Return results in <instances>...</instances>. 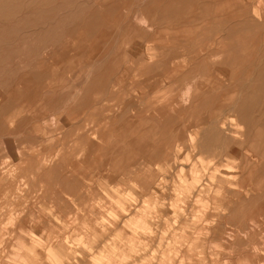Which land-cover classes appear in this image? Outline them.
Returning <instances> with one entry per match:
<instances>
[{"label":"rangeland","instance_id":"obj_1","mask_svg":"<svg viewBox=\"0 0 264 264\" xmlns=\"http://www.w3.org/2000/svg\"><path fill=\"white\" fill-rule=\"evenodd\" d=\"M251 1L0 0V176L10 177L15 186L20 182L21 189L30 188L32 192L59 190L63 198L74 185L83 187L89 197L85 206L89 217L94 218L95 226L101 231V222L112 217L106 214L101 219V206L110 210L112 198L114 194L119 197L120 190L134 200L151 186L163 184L168 197L163 203L170 204L172 187L180 186L196 193L199 187L193 179L196 171L203 175V170H213L210 182L200 177L203 180L200 185H211L217 192L211 200L207 199L204 207H213L209 211L232 207L225 218H213L217 236L233 237L235 231L237 236L248 238L255 232L261 238L257 252L264 255V0H255L254 4ZM190 43L194 44L192 50L197 49L193 54L197 57L196 64L192 55L177 51ZM167 58L174 63L163 69L158 62ZM151 67L155 70L149 73ZM162 73L167 78L161 77ZM173 76L179 79L172 83ZM166 79L168 83L164 82ZM142 81L152 82L154 89L161 84L156 91H148L140 86ZM98 101L101 104L96 115L77 117ZM167 109H173L174 114L167 111L165 116L153 115L154 110ZM212 122L222 123L220 126ZM223 126L231 135L229 138L237 143L225 153L219 152L226 147L223 141L216 143L219 147L213 143L217 137L228 135ZM205 127L208 131L223 132L215 138L211 131L206 133ZM38 130L44 131V140L39 138ZM162 159L171 165L166 173L158 167ZM33 163L38 173H43L39 180L34 175ZM105 172L112 182L109 186L102 183ZM36 180L38 183L34 185L32 181ZM3 197L0 194V256L6 261L11 258L6 250L9 237L2 233L15 228L18 213L16 208L5 207L7 198ZM119 198L124 203L128 201ZM41 200L42 204L35 199L27 205L34 211L35 222H41L56 208L51 202ZM174 203L175 209L182 210L180 219L199 220L195 215L202 206L177 200ZM72 211L63 219L77 222L79 218V223L85 219L82 207ZM142 215L135 213L132 218L144 220ZM152 220L157 222V229L163 226L162 221ZM156 228L155 233L160 235L162 228ZM193 228H187L186 233L195 232ZM40 235V241L44 242V232L40 231ZM74 237L71 241L76 257L84 264H92L87 254L93 241L86 236ZM214 243L216 255H205L209 264H215L220 257L217 264H242L235 248H224L220 239ZM157 244L153 242L154 248H158ZM95 249V256L101 257L100 245ZM159 253H155V261L163 259L165 264L167 256ZM137 258L135 264H144L138 263L140 255ZM210 259L214 260L210 262ZM130 260L128 263L132 264ZM152 260L157 264L153 257Z\"/></svg>","mask_w":264,"mask_h":264},{"label":"bare ground","instance_id":"obj_2","mask_svg":"<svg viewBox=\"0 0 264 264\" xmlns=\"http://www.w3.org/2000/svg\"><path fill=\"white\" fill-rule=\"evenodd\" d=\"M223 1V0H222ZM232 1V0H231ZM246 1V0H245ZM251 1V0H250ZM253 2V1H251ZM254 2H256L254 0ZM253 2V4H254ZM244 3V2H243ZM256 4V3H255ZM217 6V5H216ZM259 6V5H257ZM256 6V8H258ZM138 7V6H137ZM255 8V6H253ZM141 8V7H140ZM218 8V7H217ZM251 10V9H250ZM261 10V9H260ZM254 11V10H253ZM263 11V10H262ZM255 13L259 14V12L254 11ZM255 13H253L255 15ZM247 17V16H246ZM253 17V16H252ZM254 18V17H253ZM261 18V16H260ZM244 19V17L242 18ZM241 19V20H242ZM256 19V18H254ZM239 21V20H238ZM237 21V22H238ZM146 23V22H145ZM246 24V23H244ZM215 25V24H214ZM213 26V25H212ZM257 27V25H254ZM253 26V27H254ZM260 26V24H259ZM218 27V26H217ZM250 27V26H249ZM241 28V27H240ZM152 29V28H151ZM247 29V28H245ZM236 30V29H235ZM140 31V30H139ZM247 32L249 30H246ZM244 33H247V32ZM220 32V31H219ZM237 32V31H236ZM235 32V33H236ZM239 32V31H238ZM232 33V31H231ZM242 33V32H241ZM218 34V33H216ZM257 34V33H256ZM196 35V34H195ZM196 38V37H195ZM187 41V40H186ZM259 41V40H258ZM257 41V43H258ZM233 43V42H232ZM235 43V42H234ZM259 45V44H258ZM194 46V44L190 43V45L185 46L183 49L180 48L177 51L180 52L182 51L184 54H188V55H192V59L194 60L193 64L197 63V57L194 54V52H196L197 49H193L192 47ZM201 46V45H200ZM197 47V46H196ZM262 47V46H261ZM151 49V48H150ZM203 49V48H202ZM202 52V51H201ZM262 52V51H261ZM179 54V53H177ZM203 55V54H202ZM231 56V55H230ZM177 58V57H176ZM168 59V58H167ZM176 60V59H175ZM153 63H157L154 62ZM153 63H151L152 67L155 66L153 65ZM158 63H160V67L166 68L168 67L170 64L174 63L172 61V59H168V60H163V61H159ZM157 63V65H158ZM156 65V66H157ZM144 66V64H143ZM155 66V68H156ZM195 65H193L194 68ZM148 67H150V65H148ZM149 73H151V69ZM159 67V68H160ZM174 67V65H173ZM148 69V68H147ZM153 70V69H152ZM155 70V69H154ZM153 70V71H154ZM186 71V70H185ZM192 71V70H191ZM176 72V71H175ZM174 72V73H175ZM178 72V71H177ZM181 73V71H180ZM187 74V72H184ZM156 74V73H155ZM166 74V73H165ZM173 74V73H172ZM178 74V73H177ZM176 74V75H177ZM185 74V75H186ZM160 75V74H159ZM164 76V74H161ZM174 75V74H173ZM179 75V74H178ZM172 76V75H171ZM170 76V77H171ZM180 76H183L182 74ZM165 77V76H164ZM167 78V77H165ZM164 78V79H165ZM114 79V78H113ZM147 79V78H145ZM144 79V80H145ZM150 79V78H149ZM148 79V80H149ZM153 79V78H152ZM170 81L171 79L168 78ZM177 79H179L178 76H173L172 77V83L175 82ZM159 80H162L159 79ZM158 80V81H159ZM168 80V81H169ZM147 81V80H146ZM151 81V80H150ZM167 81L164 80V82ZM169 81V83H170ZM180 81V80H179ZM157 84V81H155ZM152 82H149L146 84L145 81L142 83H140V86H144L143 88L147 89L148 91L151 90H155L156 88H158V86L160 87L159 83L158 86L156 87L155 85V89L154 87H152L154 84H149ZM163 83V81H162ZM168 83V82H165ZM165 83L164 86H165ZM239 83V82H238ZM248 84V83H247ZM114 85V84H113ZM217 85V84H216ZM215 85V86H216ZM244 85V84H243ZM242 85V87H243ZM85 86V85H84ZM117 86V84H116ZM218 86V85H217ZM222 87V86H221ZM114 88V86H113ZM118 88V87H117ZM116 88V89H117ZM175 88V87H174ZM190 88V87H189ZM188 88V89H189ZM241 88V87H240ZM104 89V88H103ZM121 89V88H120ZM263 89V88H262ZM113 90V89H112ZM122 90V89H121ZM120 90V91H121ZM160 90V89H159ZM211 89H209L210 91ZM223 90V88H222ZM220 90V93L221 91ZM156 91V90H155ZM172 91V90H171ZM204 91V90H203ZM212 92V91H211ZM216 92V90H215ZM240 92V91H239ZM242 92V91H241ZM262 92V91H261ZM106 93V92H104ZM115 93V92H114ZM205 93V92H204ZM219 93V94H220ZM76 94V93H75ZM78 94V93H77ZM103 94V93H102ZM116 94V93H115ZM114 94V95H115ZM189 94V93H188ZM207 94V93H206ZM209 94H207L206 96H208ZM213 95V94H212ZM74 96V95H73ZM113 96V95H112ZM77 97V96H76ZM103 97V95H102ZM106 97V96H105ZM108 97V96H107ZM201 97V96H200ZM239 97V96H238ZM109 98V97H108ZM114 98V97H113ZM129 98V97H127ZM126 98V99H127ZM132 98V97H131ZM205 98V97H203ZM209 98V102H210V96L207 97ZM206 98V99H207ZM241 98V97H240ZM67 99V98H66ZM187 99V98H186ZM202 99V97H201ZM97 100V99H96ZM129 100V99H128ZM126 100L128 103L130 101ZM131 100V99H130ZM134 100V99H133ZM142 100V99H141ZM199 100V99H198ZM239 100V99H238ZM237 100V101H238ZM241 100V99H240ZM264 100V99H263ZM73 101V99H72ZM71 101V102H72ZM107 101V100H106ZM124 101V100H123ZM125 101V102H126ZM190 101V99H189ZM208 101V100H207ZM235 101V102H237ZM70 102V101H69ZM70 102V103H71ZM95 102V101H94ZM126 102V103H127ZM198 101H196L197 103ZM215 102V101H214ZM213 102V103H214ZM233 102V103H235ZM121 103V102H120ZM143 103V102H142ZM141 103V104H142ZM205 103V101H204ZM239 103V102H238ZM263 103V102H262ZM75 104V103H73ZM101 104V101H98L94 107H88L86 108V111H82V113L80 115H78L77 117H80L82 115H87V116H92L93 114L96 115L95 111H99V105ZM133 104H135V102H133ZM137 104V103H136ZM151 104V103H150ZM149 105V104H148ZM189 105V104H188ZM215 106V104H213ZM223 105V104H222ZM237 105V104H236ZM66 106V105H65ZM98 106V107H97ZM125 106V105H124ZM123 106V107H124ZM131 106V105H130ZM262 106V105H261ZM69 107V106H66ZM65 107V108H66ZM103 107V106H101ZM122 107V109H123ZM127 107V106H126ZM129 107V106H128ZM72 108V107H71ZM99 108V109H98ZM217 108V107H216ZM215 108V109H216ZM235 107H232V109H234ZM126 109V108H124ZM148 109V108H147ZM187 109V108H186ZM193 109V108H192ZM260 109V108H259ZM64 110V109H63ZM80 110V109H79ZM92 110V111H91ZM135 110V109H134ZM214 110V109H213ZM231 109H229V112ZM65 111V110H64ZM72 111L74 112V109H72ZM76 111V110H75ZM103 111V110H102ZM117 111V110H116ZM129 111V110H128ZM126 111V115L129 114V112ZM153 111V110H151ZM172 113L174 114V110L173 109H167L165 110V112H161L158 110H154L153 115L156 116V114L160 115V116H165L168 115L166 112ZM190 111V109L188 110ZM69 112V111H68ZM67 112V113H68ZM76 112H79L78 110ZM110 112V110H109ZM112 112V111H111ZM128 112V113H127ZM133 112V109H132ZM192 112V111H191ZM227 114L229 115L228 111H226ZM234 112V111H233ZM36 113V112H35ZM42 113V112H41ZM123 113V112H121ZM232 113V112H231ZM260 113V112H259ZM40 114V113H39ZM78 114V113H77ZM110 114V113H109ZM108 114V115H109ZM199 114V113H198ZM203 114V113H202ZM227 114L225 113L226 117ZM30 115V114H29ZM28 115V117H29ZM64 115V113H63ZM76 115V114H75ZM85 115V116H86ZM117 115V113L115 114ZM120 115V113H119ZM149 115V114H148ZM234 115V114H233ZM62 116V115H61ZM125 115L123 114V117ZM222 116V115H221ZM230 116V115H229ZM237 116V115H236ZM262 116V115H261ZM37 117V116H36ZM54 117V116H53ZM69 117V115H68ZM83 117V116H82ZM121 117V116H120ZM122 117V118H123ZM207 117V116H206ZM225 117V116H224ZM56 118V117H54ZM86 118V117H85ZM216 118V117H215ZM70 119V117H69ZM72 119V118H71ZM76 119V118H73ZM72 119V120H73ZM83 119V118H81ZM208 119V118H207ZM219 119V118H218ZM223 119V118H222ZM226 119V118H225ZM54 120V119H53ZM57 119H55L56 121ZM60 120V119H58ZM57 120V121H58ZM67 120V119H66ZM71 120V121H72ZM121 120V119H120ZM123 120V119H122ZM205 120V117H204ZM212 120V119H211ZM216 120V119H213ZM212 120V121H213ZM229 120V119H228ZM231 120V119H230ZM229 120V121H230ZM36 121V120H35ZM221 121V120H220ZM39 122V121H38ZM67 122V121H66ZM65 122V124H66ZM76 123V121H74ZM78 122V120H77ZM84 122V121H83ZM118 122V121H117ZM217 122V121H215ZM37 123V121H36ZM43 123V121H42ZM56 123V122H54ZM58 123V122H57ZM74 123V125H75ZM214 123V122H212ZM219 123V122H218ZM217 123V124H218ZM222 123V122H221ZM221 123L220 126H221ZM44 124V123H43ZM79 124V123H78ZM87 124V123H86ZM159 124V123H158ZM215 124V123H214ZM215 124V125H217ZM32 125V124H31ZM68 125V124H67ZM81 125V124H80ZM71 126V125H70ZM208 126H214L212 124H208ZM15 127V126H14ZM28 127V126H27ZM88 127V126H87ZM94 127V126H93ZM210 127V129H211ZM219 127V126H218ZM224 127V126H223ZM29 128V127H28ZM36 128L38 129L39 127L36 126ZM72 128V127H71ZM69 128V129H71ZM206 128V127H205ZM215 128V126H214ZM227 128V127H226ZM252 128V127H251ZM90 129V128H88ZM97 129V128H96ZM207 132H210L212 136H216L218 133H220L221 131L217 130V129H209L210 131H208V128H206ZM228 129V128H227ZM77 130V129H75ZM225 127H224V132L226 133L227 131H225ZM230 130V129H229ZM228 130V131H229ZM245 130V129H244ZM253 130V129H252ZM8 131V130H7ZM82 131V130H81ZM96 131V130H95ZM143 131V130H142ZM141 131V132H142ZM255 131V130H254ZM78 132V131H77ZM87 132V130H86ZM89 132V130H88ZM203 132V131H202ZM223 132V131H222ZM244 132V131H243ZM253 132V131H252ZM39 138H43V140L46 138L44 135V131L43 130H38ZM54 133V132H53ZM80 133V131H79ZM83 133V132H82ZM81 133V135H82ZM172 133V132H171ZM205 133V132H204ZM228 133V132H227ZM226 133V135H227ZM246 133V132H245ZM244 133V134H245ZM47 134V132H46ZM49 134V133H48ZM74 134V133H73ZM91 134V133H90ZM139 134V132H138ZM209 134V133H208ZM254 134V133H253ZM17 135V134H16ZM21 135V134H18ZM55 135V134H54ZM77 135V134H76ZM80 135V136H81ZM146 135V134H144ZM142 135V136H144ZM223 135V133H222ZM225 135V134H224ZM250 135V134H249ZM1 136V135H0ZM53 135H51L52 137ZM60 136V135H59ZM72 136V135H71ZM78 136V135H77ZM116 136V135H115ZM136 136V135H135ZM207 136V134H206ZM228 136V137H227ZM225 138H222V136H220L221 138H216V139H212L215 143V145L217 147H219L216 143H218V141H223L224 145L226 147H222L221 150H219V152L221 153H225V150H229L230 146H235L237 143L233 140V138H229V133ZM241 136V135H239ZM243 136V135H242ZM21 137V136H19ZM55 137V136H53ZM69 137V136H68ZM90 137V136H89ZM93 137V136H92ZM208 137H210L208 135ZM234 137V136H233ZM236 137V136H235ZM244 137V136H243ZM252 137V135H251ZM61 138V137H60ZM88 138V137H87ZM138 138V137H137ZM207 138V137H206ZM212 138V137H211ZM211 138H209V140H211ZM239 138V137H238ZM63 139V138H62ZM208 139V138H207ZM49 140V139H48ZM47 140V141H48ZM211 140V141H212ZM237 140V138H236ZM241 140V139H239ZM245 140V138H244ZM251 140V138H250ZM27 141V140H26ZM42 141V140H41ZM207 141V140H205ZM246 141V140H245ZM9 143V142H8ZM149 143V142H148ZM208 143V142H207ZM222 143V142H221ZM244 143V141L242 142V144ZM32 144V143H31ZM52 144V143H51ZM50 144V145H51ZM86 144V143H85ZM84 144V145H85ZM100 144V143H99ZM112 144V143H111ZM170 144V143H168ZM203 144V143H202ZM8 145V144H7ZM27 145V144H26ZM54 145V144H53ZM101 145V144H100ZM109 145V144H108ZM116 145V144H115ZM114 145V148H115ZM201 145V144H200ZM214 145V146H215ZM247 145V144H246ZM48 146V145H47ZM45 146V147H47ZM103 146V145H101ZM107 147V146H106ZM44 148V147H43ZM47 148H51L50 146ZM53 148V146H52ZM167 148V147H166ZM182 148V147H181ZM184 148V147H183ZM201 148V147H200ZM212 149H214L213 147H211ZM45 149V148H44ZM189 149V148H188ZM218 149V148H217ZM233 149V148H232ZM243 149V148H242ZM84 150V149H83ZM234 150V149H233ZM105 151V148H104ZM200 151V150H199ZM201 152V151H200ZM203 152V151H202ZM207 152V151H206ZM233 152V151H232ZM231 152V153H232ZM175 153V152H174ZM178 153V152H177ZM181 153V152H180ZM204 153V152H203ZM217 153V152H216ZM220 153V154H221ZM83 154V152H82ZM107 154V153H106ZM119 154V153H118ZM208 154V153H206ZM210 154V152H209ZM229 154V152H228ZM38 155V154H37ZM36 155V157H37ZM104 155V154H103ZM179 155V154H178ZM199 155V153L197 154ZM216 155V154H215ZM81 156V155H80ZM107 156V155H106ZM227 156V154H226ZM40 157V154H39ZM105 157V156H104ZM253 157V156H252ZM160 158V157H159ZM36 159V158H35ZM44 159V158H43ZM189 159V156H188ZM252 159V158H251ZM254 159V157H253ZM54 160V159H53ZM65 160V159H64ZM63 160V161H64ZM148 160V159H147ZM159 160V159H158ZM177 160V158H176ZM256 160V159H254ZM37 161V160H36ZM36 161L34 163H36ZM106 161V160H105ZM184 161H187V156H184ZM42 162V161H41ZM46 162V161H44ZM189 162V161H188ZM200 162V161H199ZM27 163V162H26ZM30 163V162H29ZM33 163V164H34ZM104 163V162H103ZM102 163V164H103ZM157 163V161H156ZM175 164H177V162H174ZM173 163V164H174ZM186 163V162H184ZM202 163V162H201ZM247 163V162H245ZM65 164V163H64ZM70 164V163H69ZM251 164V163H250ZM46 165V163H45ZM60 165H63L62 163ZM140 165V164H139ZM142 165V164H141ZM140 165V166H141ZM184 165V164H183ZM244 165V164H243ZM39 166V165H38ZM41 166V165H40ZM68 166V165H67ZM171 165L165 161V160H160L158 161V167H160V169L162 171H164L165 173L169 170V167ZM173 166V165H172ZM44 167V166H42ZM52 167V166H51ZM49 167V168H51ZM70 167V166H69ZM76 167V166H75ZM251 167V165L249 166ZM25 168V167H24ZM48 168V167H45ZM48 168V169H49ZM57 168V167H56ZM73 168V167H72ZM171 168V167H170ZM256 168V166H255ZM65 169V168H64ZM78 169V168H77ZM84 169V168H83ZM174 169V168H172ZM171 169V170H172ZM180 169V168H179ZM250 169V168H249ZM71 170V169H70ZM80 170V169H79ZM86 170V169H84ZM109 170V169H108ZM175 170V169H174ZM178 170V169H177ZM176 170V171H177ZM244 170V169H243ZM264 170V169H263ZM6 171V170H5ZM46 171V170H45ZM44 171V172H45ZM153 171V169H152ZM161 171V172H162ZM213 171V170H212ZM212 171H206L203 170V175H198V171H196L197 175L196 177H193L194 182L199 183V187H196V193L194 192H189L186 188L183 189L182 187L179 186V188L177 187H172V193L171 194V199H170V204H164L163 201L167 200L168 197L165 194V190H166V186H164L163 184H159V185H154L151 186L150 189L148 190H144L142 192V194L140 196L137 197V199L134 200H130L129 198H127L125 196V191L123 190V192H121V190L119 191V197H124L127 198V203H124L122 199H120L119 197H117L116 194H114V198H112V204L110 205V207H108L110 210H105V208L103 206H101V219H103V216H108L106 214H109V216L111 217L108 222H101V231L98 230V227L95 226V223L92 219L94 218H90L89 217V209L87 207H85L87 205V200L89 199L88 195L86 194V190H84L83 187L80 186H75L71 188V190L67 191V193L69 195H66L64 198V194L61 193V191L59 190H55V191H48L45 192L47 193L45 195V192L43 194V191L36 190L35 192H32V189H21V184L20 182L17 183V185L15 186V182L12 181L10 179V177L7 176H0V194H2L4 197L3 198H7L5 201V207H9L12 209H17V215H16V219H17V223L15 228L7 233H2L7 237H9V241L7 242V247L6 250L8 249L11 258H8V260H2V257L0 256V264H84V261L79 260L76 257V251H75V245L74 243H72L71 240H73L72 238H75L74 236H86L89 237L88 239H91L93 241V243L90 244L89 246V253L87 254V256L90 258V261L92 264H131L128 263L132 261V264H135V262L137 261V257L138 255H140L141 259L139 262H144V264H153V260L152 257L155 261L156 255L155 253H159L161 256L166 255L167 256V260H165V264H209L207 257V254H212L214 253V251H217L214 249V246L212 244L214 243V240L216 239H220L221 242L225 245V247H232L236 249L237 254H239V257L237 259H242V264H255V263H259V264H264V255H259V253L257 252V250L259 249V245H260V240L261 238H259L258 234H256L254 232V234H251L248 238L245 237H239L237 236L236 232L233 231L234 236L230 237L229 235H225V236H217L216 234V226L213 227L212 225L215 223L213 220L214 217L217 216L220 218H225L227 216V214L231 211L232 207H224V208H219V210L217 211V209H214L212 211H209L210 205H208V207H204L203 204H206L207 199L211 200V196L214 197V194L217 193L215 191L212 190V186L211 185H207V184H203L200 185V182L203 181L201 178H207L208 181H211V178L209 177H214L212 174ZM248 171V170H247ZM34 175L36 176V178L39 180V177L42 176L43 173H38V169H37V165L34 164ZM77 172V171H76ZM80 172V171H79ZM87 173V171H86ZM108 172L104 173V177H103V185H110L111 180H110V176L107 174ZM214 173V172H213ZM216 173V172H215ZM83 174V173H82ZM119 174V173H118ZM246 174V173H245ZM142 175V174H140ZM167 175V174H166ZM224 175V174H223ZM248 175V174H247ZM13 176V175H12ZM182 176V175H181ZM225 176V175H224ZM85 177V176H84ZM161 177V176H160ZM86 178V177H85ZM16 179V178H15ZM83 179V177H82ZM91 179V178H90ZM244 179V178H243ZM121 180V179H120ZM34 182V185H36L38 182L36 181H32ZM88 182V181H87ZM122 182V181H120ZM188 182V181H186ZM213 182V179H212ZM90 183V182H89ZM117 183V182H116ZM115 183V184H116ZM185 183V182H184ZM28 184V183H27ZM44 184V183H43ZM124 184V183H123ZM29 185V184H28ZM32 186V184H30ZM118 185V183L116 184ZM176 185V184H175ZM229 185V184H228ZM44 186V185H43ZM87 186V185H86ZM85 186V187H86ZM16 187V189H15ZM25 187V186H24ZM33 187V186H32ZM42 187V186H41ZM194 187V186H193ZM39 188V186H38ZM43 188V187H42ZM46 188V186H45ZM112 188V187H110ZM123 188V187H122ZM128 188V187H127ZM138 188V186L136 187ZM182 188V189H181ZM246 188V187H245ZM249 188V187H248ZM124 189V188H123ZM252 189V188H251ZM262 189V188H261ZM113 190V189H112ZM139 190V189H138ZM250 190V189H249ZM257 190V189H256ZM259 190V189H258ZM66 191V189H65ZM221 191V190H220ZM219 191V192H220ZM252 192V190H250ZM250 191H248L250 193ZM105 192V191H104ZM117 192V191H116ZM247 192V190H246ZM255 192V191H254ZM93 193V192H92ZM101 193V192H100ZM108 193V191H107ZM33 196H32V195ZM109 194V193H108ZM257 194V193H256ZM29 196H32V198ZM250 196V195H249ZM258 196V194H257ZM30 200L29 203L27 204V200ZM39 200H47L48 202H51L54 206L56 207L55 209L53 208V210H51V212L49 213V216H46L41 222H35L33 220L34 217H32V214H34V211L31 208H28L27 205H30L32 203H34V201ZM92 199V198H90ZM216 199V198H215ZM234 199V198H233ZM241 199V198H240ZM41 200V201H42ZM155 200V201H154ZM180 201V202H184L186 204H190L191 202H194L195 205L198 206H202L199 207V213H197L198 215H195L196 217H199V220H192V222L187 221L185 219H180L182 216V210H178L175 209V203L174 201ZM241 201V200H239ZM91 202V201H90ZM215 203V202H214ZM40 204H42L40 202ZM90 204V203H89ZM93 204V203H92ZM170 205V208H169ZM1 206V205H0ZM79 206L80 208L82 207V209L85 211L83 216L85 219L82 220L83 218H81V222L79 223V218L76 221H68V219H63V216L67 215L68 213H72V209H77V211L79 210ZM91 206V205H90ZM98 206V205H97ZM165 207V208H163ZM27 208L29 209L27 211ZM226 208V212L224 209ZM8 209V208H7ZM11 209V210H12ZM19 210V212H18ZM105 210V212H104ZM216 210V211H215ZM6 211V210H5ZM10 211V210H9ZM15 211V212H16ZM81 211V210H80ZM188 211V210H186ZM87 213V214H86ZM139 214V213H144V215H142V217L144 218V220H138L136 218H132V214ZM167 213V214H166ZM166 214V216L164 217V215ZM72 215V214H71ZM77 215V213H76ZM81 215V214H80ZM79 215V216H80ZM4 217V216H3ZM66 217V216H65ZM73 217V216H72ZM140 217V218H142ZM5 218V217H4ZM3 218V219H4ZM153 219H156L157 221L159 220V222L162 221V225L161 227H158V229L156 228V224ZM1 217V221L3 220ZM75 219L76 216H75ZM13 220V219H12ZM224 220V219H223ZM10 221V220H9ZM7 221V224L8 222ZM221 221H220V225H221ZM6 224V225H7ZM2 225V223L0 224ZM5 225V224H4ZM65 226L67 228H65ZM192 226H194V228H196L193 232L190 234L186 233L187 228H191ZM155 228L157 230H160L159 228H162L160 232V235H157V233H155ZM193 228V229H194ZM1 229V228H0ZM40 231L44 232V238L45 241L41 242L40 241ZM239 232V231H238ZM154 233L156 235H154ZM2 236V235H1ZM4 236V237H5ZM41 236V235H40ZM3 237V238H4ZM78 237V238H79ZM224 237V238H223ZM1 238V237H0ZM5 239V238H4ZM87 240V239H86ZM90 241V242H92ZM83 242V241H81ZM153 242L158 243L157 247L158 248H154ZM6 243V241H5ZM74 245L73 247L70 245ZM1 244V243H0ZM59 244H62L60 247V250L58 248ZM2 245V244H1ZM100 245L101 247V257H99V255H96L97 249H95L96 247H98ZM220 245V244H219ZM81 246V245H80ZM222 246V245H220ZM83 247V246H82ZM2 248V247H1ZM0 248V249H1ZM5 248V247H4ZM85 249V248H84ZM68 252H65V251ZM77 250V249H76ZM86 250V249H85ZM2 252V250H0ZM87 251V250H86ZM152 251H154L153 253H151ZM229 251V250H228ZM79 252V251H78ZM99 253V250H98ZM165 253V254H164ZM216 253V252H215ZM214 253V254H215ZM220 253V252H219ZM233 253V252H232ZM206 255V256H205ZM216 255V254H215ZM160 256V257H161ZM158 257V256H157ZM216 257V256H215ZM214 258V257H213ZM219 258V257H218ZM221 258V257H220ZM219 258V259H220ZM159 259V257H158ZM218 259V261H219ZM99 260V261H97ZM157 260V258H156ZM160 260V259H159ZM157 260L155 262H157V264H163L164 260ZM212 262L214 259H210ZM216 260V258H215ZM218 261H215L217 264ZM221 261V260H220ZM228 261V260H227ZM87 262H85L86 264ZM238 263V262H237ZM155 264V263H154ZM220 264V263H219ZM227 264V263H226ZM233 264V263H231Z\"/></svg>","mask_w":264,"mask_h":264}]
</instances>
